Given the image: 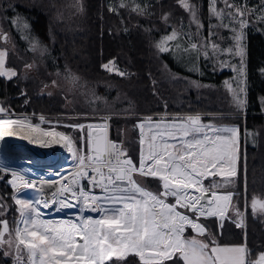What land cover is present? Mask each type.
I'll list each match as a JSON object with an SVG mask.
<instances>
[{
  "label": "snow or ice",
  "instance_id": "1",
  "mask_svg": "<svg viewBox=\"0 0 264 264\" xmlns=\"http://www.w3.org/2000/svg\"><path fill=\"white\" fill-rule=\"evenodd\" d=\"M132 3V11L139 15L146 13L147 5L141 6L135 0ZM178 3L189 13V27L194 24L196 33L185 32L183 25L180 29L173 27L169 34L157 41L155 46L160 53L171 51L178 56L195 53L197 59L200 56L210 59L225 53L236 54L241 57L243 65L244 29L253 17L255 21L264 22V2L256 9L250 8L246 0L242 3L209 0V16L217 23L210 25L209 37L203 42L192 40L193 35L199 36L204 27L197 6L190 0H178ZM127 6L121 0L119 7ZM109 10L118 11L111 7ZM162 19L167 23L168 14ZM12 23L16 24V21ZM212 28L233 33L235 53L231 48L220 49L211 41V36L216 35ZM184 38L185 42L181 43ZM0 39L6 42L9 37L0 30ZM29 42L32 51L39 50L41 55L47 51L39 41ZM7 56L8 50L0 49V76L11 79L17 72L6 67ZM220 63L228 66L227 61ZM32 67V64L25 65L26 69ZM103 67L122 77L127 75L116 67L114 61ZM73 79L78 80V77ZM224 83L233 94L236 106L242 108L245 101L240 92L244 89L237 91L230 81ZM52 84L57 86L56 81ZM45 124L48 126L44 127ZM58 126L43 115L34 123L32 118L16 116L0 105V141L18 137L42 148L58 145L71 154L76 164L74 171L58 181H40L41 184L59 185L51 193L52 199L48 200L43 197L36 180H29L23 172L5 167L0 161V172L11 174L9 184L14 190L13 200L19 214L15 228H10L7 220H0V251H4L5 256H13L14 264H117L132 254L139 258L140 264H264V252L253 259L246 243L220 245L199 222L200 217L209 216L222 221L231 208L236 216L241 217L237 227L243 226V214L232 204L233 194H218L214 189L221 185L216 182L204 186V180L209 177H221L228 183L237 175L239 127L204 123L198 113L177 115L171 119L165 116L159 120L148 117L137 125L141 145L137 165L121 144L109 139L106 118L102 124L65 126L81 131L79 146L72 136L57 130ZM85 128L86 137L83 135ZM136 175L158 178L161 191L153 193L145 189L135 179ZM83 179L88 181L87 190L81 184ZM28 189L37 195L22 197L20 194ZM169 197L175 202H168ZM52 206H57V212L78 208V213L74 219L43 218L42 209ZM2 207L4 205L0 204ZM251 208L253 213L264 212V201L254 197ZM188 228L195 235L187 237ZM205 235H209V240L200 238Z\"/></svg>",
  "mask_w": 264,
  "mask_h": 264
},
{
  "label": "trees",
  "instance_id": "2",
  "mask_svg": "<svg viewBox=\"0 0 264 264\" xmlns=\"http://www.w3.org/2000/svg\"><path fill=\"white\" fill-rule=\"evenodd\" d=\"M112 1L110 4L109 0H0V29L10 34L16 47L15 51H8V64L17 72L11 79L0 76V105L15 114L47 113L52 121L61 123H82L94 114H114L116 117L111 122L115 127L112 125L111 136L123 141L121 127L131 125L138 151L136 121L140 118L167 116L171 119L177 115L199 113L204 114L203 122L220 119L238 124L239 130L244 129L246 142L244 148L243 142L240 146L237 182L223 183L221 177H212L204 184L207 187L210 181L220 178L221 186L214 190L234 192L232 203L245 215L244 227H237L228 218L220 229L216 217L199 220L216 242L222 245L246 243L255 259L258 253L264 252V214L253 213L251 208L254 197L264 201V131L261 132L264 128V22L255 21L253 17L244 29L245 103L238 108L224 87L225 81L238 78L240 73L235 74L234 67L221 66L218 57L205 59L200 56L197 60L199 71L187 72L173 56L157 50V41L173 27L180 29L183 25L185 32L196 33L195 25L189 27V13L178 0H135L141 6L147 5L143 15L131 10L132 0H124L127 7H119L121 0ZM248 1L257 9L264 2ZM190 3L197 6L204 25L200 35H193L192 40L203 42L209 37L210 25L217 21L209 16V0H190ZM110 7L118 11H110ZM166 13L167 23L162 19ZM212 31L227 33L224 38L211 36V41L216 44L233 34L223 28H212ZM30 40L39 41L47 49L44 55L39 50H31ZM191 55L196 56L195 53ZM109 61H114L127 75L122 77L115 71L105 70L103 65ZM32 62L37 66V73L34 78L24 79L22 69ZM236 62L240 67L241 61ZM53 80L61 81L68 88L54 94H41L40 87ZM190 81L202 87H188ZM70 85H74L72 90ZM230 112L233 115H220ZM77 113L87 115L73 117ZM30 118L39 120L34 115ZM65 126L59 124V127L71 129ZM129 140L123 141L124 150L138 163V154L132 156L130 152ZM9 176L0 172V204L4 205L0 208V220L7 219L9 227L15 228L19 214L13 189L7 183ZM144 181L149 187L161 188L158 178L147 176ZM228 215L233 220L236 217L233 210H229ZM188 232L187 229L185 235ZM0 264H10L4 251H0ZM117 264H140V261L132 254Z\"/></svg>",
  "mask_w": 264,
  "mask_h": 264
},
{
  "label": "rangeland",
  "instance_id": "3",
  "mask_svg": "<svg viewBox=\"0 0 264 264\" xmlns=\"http://www.w3.org/2000/svg\"><path fill=\"white\" fill-rule=\"evenodd\" d=\"M113 1L112 0H109V3L111 4ZM241 3L242 2H244V0H242V1H240ZM246 2H247V5L250 7V8H256L257 9V7H253V6H250V1H248V0H246ZM194 25V24H193ZM249 25H250V23H249ZM238 27V26H237ZM0 30H2V29H0ZM4 33H6L7 35H8V37H9V39H8V41H4L3 39H0V49H7L8 51H15V44H14V42H13V40H12V37L10 36V34H8L6 31H4V30H2ZM228 31V30H227ZM216 36L217 37H221V38H224V37H227V33H219V34H216ZM244 38H245V34H244ZM244 38H243V41H242V43H243V46H244V49H245V43H244ZM185 42V40H181V43H184ZM219 45V47H220V49H223V50H227V49H233V53H235V50H236V41L233 39V34L231 35V38H229V39H227V40H223L221 43H219L218 44ZM185 46H187V44L185 43ZM166 53H168V54H170L171 56H173L174 57V59L177 61V64L181 67V68H183V69H186L187 70V72L188 71H191V72H194V73H197L198 71H199V69H198V63H197V57L196 56H194V55H191V54H188V55H183V56H178V55H175L173 52H171V51H169V52H166ZM218 59L220 60V61H227L228 62V66H231V67H234L236 70L234 71L233 70V72H235V74H238V73H240L239 75H238V78H236V81H233V79L232 80H227V81H230L231 83H232V87L234 88V89H236L237 91H239V88H243V89H245V84H244V78H243V74L241 75V68H242V64L240 65V67H237V60H239V61H241V57L239 56V55H236V54H227V53H225V54H222V55H219L218 56ZM243 61H244V58H243ZM29 64H32L33 65V67L31 68V69H26L25 67L22 69V76H23V78L24 79H28V78H34V76L36 75V73H37V66H36V64L34 63V62H32V63H29ZM6 67L7 68H10V69H14V66L13 65H11V64H8V57H7V60H6ZM15 70V69H14ZM190 72V73H191ZM53 81H56V84H57V86H53V84H52V82ZM52 82H49V83H46V84H44L42 87H40V93L41 94H54L57 90H66L67 88H68V85H67V88H65L64 87V84L61 82V81H58V80H53ZM177 85H179V82H177L176 83V91H177V93H178V88H177ZM197 85V83H192V81H190V82H188V87L189 86H196ZM199 85V84H198ZM73 86L74 85H70L69 87H70V89L72 90L73 89ZM198 87H202V85H199ZM224 87H225V85H224ZM225 90H226V92L228 93V97H229V99H232L233 101H234V99H233V94L231 93V92H229L228 91V89L225 87ZM244 92V91H243ZM243 92H240V97H241V99H243V96H244V94H243ZM228 97H225L226 99H228ZM228 99V100H229ZM226 104H227V102H226ZM47 113H37V114H34V116L36 115V116H40V115H43L45 118H46V120L48 119V117L47 116H49L48 114L46 115ZM199 114V113H198ZM15 115H21V116H26V117H31V114H24V113H21V114H15ZM68 115V114H67ZM85 115H87V114H82V113H77V114H73V117H82V116H85ZM138 116L139 114H134V116ZM201 115V117H203L204 116V114H200ZM220 115H223V116H231V115H233L231 112L230 113H222V114H220ZM244 115H247V114H244ZM69 116H71V115H69ZM130 116H132V115H130ZM39 120H33V122H38ZM83 121V120H82ZM53 123H55V124H65V125H77L79 122H58V121H52ZM70 123V124H69ZM204 123H213V124H215L216 126H218V127H239V125L238 124H236V123H229L228 121L226 122V121H222V120H220V119H214V120H212V121H210V122H204ZM79 124H81V123H79ZM112 125H113V127H115V125H114V123H112ZM46 126H48L47 124H46ZM240 129V128H239ZM57 130H59V131H63V132H65L66 134H68V135H70V136H72V138L76 141V144H77V146H79V144H80V138H81V132H80V130L79 129H73V128H71V129H67V128H64V127H59L58 126V129ZM264 131V128H263V130L261 131V132H263ZM80 132V133H79ZM121 132H122V136H123V141L125 142V140H129L130 138H133V139H131V140H129V149H130V152H131V154H132V156H135L136 154H138V160H139V158H140V152H141V145H140V149H139V151H138V143H137V138L134 136L135 135V130H134V128L131 126V125H122V127H121ZM139 141H140V138H139ZM243 142V146H242V148H244L245 147V142H246V136H245V132H244V129L243 130H240V144H239V148H240V153H241V143ZM125 149V148H124ZM243 150H245V149H243ZM0 151L1 152H4V157L5 158H7V159H9V160H11V159H21V158H24V157H27L28 155H27V152H25V151H17V152H10L9 154L8 153H6V149L4 148V147H0ZM138 151V152H137ZM243 153H244V151H243ZM241 156V155H240ZM245 157V156H244ZM132 158V157H131ZM63 158L61 157L60 159H59V161H61V162H63V160H62ZM68 159L71 161V163H73L74 161H73V159H72V157H71V154H69V156H68ZM135 159V158H134ZM246 159V158H245ZM133 161H135V163L137 162V160L135 159V160H133ZM245 161V160H244ZM71 163H69V164H66L65 166L66 167H70V166H72V164ZM239 163H240V161H239ZM137 165L139 164V162L138 163H136ZM64 165V164H63ZM238 169H239V164H238ZM10 178H11V175L7 178V183H8V185L10 186L11 184H9V180H10ZM136 178H137V180L145 187V189H147V190H149V191H152L153 193H158V192H160L161 191V188L160 189H158V187H155V188H153V187H149V186H147V185H145V176H140V175H136ZM209 178H212V177H209ZM208 179V178H207ZM237 176H235V177H233V178H231V182H228V183H234V182H237ZM206 180V179H205ZM218 180H220V178L218 179V178H215V179H213L212 181H210L211 182V184L213 183V182H216V183H219V181ZM221 181L223 182V183H225L224 182V180H222L221 179ZM83 185L85 186V187H88V184H86V182H85V180H84V183H83ZM205 186V185H204ZM11 187V186H10ZM206 187V186H205ZM12 188V187H11ZM13 189V188H12ZM29 192V193H25V192ZM24 190V192H22L20 195L22 196V197H24V198H34L36 195H37V193H35L34 192V190H32V189H28V190ZM98 191V190H97ZM215 191V190H214ZM13 192V196H14V190L12 191ZM99 192V191H98ZM231 192V191H230ZM24 193V194H23ZM232 194L234 195V192H232ZM171 198H169V201L168 202H170V203H174L175 201L174 200H172V202H171V200H170ZM260 200V199H259ZM233 204V203H232ZM234 205V204H233ZM183 210V209H182ZM230 211H232V209L230 208L229 209ZM184 211V210H183ZM229 212V211H228ZM228 212H227V217L226 218H228V220H231V221H234L235 223H236V225H237V223H238V220H237V218H238V216H236L235 218H234V220L228 215ZM257 214L258 213H260V214H264V212H260V211H257L256 212ZM1 215V214H0ZM245 215L243 214V218H244V223H245V217H244ZM212 217H215V216H209V217H200V219H202L203 221L204 220H206V219H209V218H212ZM217 218V217H216ZM4 220V219H3ZM217 221V223H218V225H219V229L223 226V223H221L220 221H219V219L217 218L216 219ZM243 227H244V224H243ZM188 230H189V232H188V234L186 235L187 237H191V236H193V235H195V233L190 229V228H188ZM201 239H203V240H209V235H205L204 237H200ZM212 239H214L213 237H211ZM218 243V242H217ZM220 245H222V244H220ZM4 257H5V259L10 263V264H14V262H13V256H11V255H9V256H5L4 255Z\"/></svg>",
  "mask_w": 264,
  "mask_h": 264
},
{
  "label": "bare ground",
  "instance_id": "4",
  "mask_svg": "<svg viewBox=\"0 0 264 264\" xmlns=\"http://www.w3.org/2000/svg\"><path fill=\"white\" fill-rule=\"evenodd\" d=\"M16 116H21V115H16ZM0 147L1 148L4 147L7 150L6 153H8V154L10 152H13V151L14 152L25 151V152L29 153L30 155H32L33 157H40V158L50 157V156H54L56 158L57 157L59 158L61 156L63 159H68V156L70 154V153H68V151L66 149L61 148L58 145L53 146L52 148H42L38 144L29 143L28 141L20 139L18 137L5 138L3 141H0ZM0 161H3V166L11 168V169H15L17 171H21L25 174L26 178H28L29 180H36L37 182H39L41 190L43 192V197L45 199L51 200V198H52L51 193L56 191L57 184H41L40 183L41 180H46V181H52V180H49V178H47L46 176H43L41 174H38L37 172H32V169H34V168L31 165V161L17 160V159L9 160V159L4 157V152H1V151H0ZM75 168H76V166H73L71 168L61 169V172L60 173L58 172L59 175L57 176V180H54V181L60 180L59 178H61L62 174L67 175L66 173L69 170H75ZM39 173H46L47 174V172L44 170H40ZM8 174L11 175L10 173H8ZM85 190H87L86 187H85ZM95 191H96V193H99L97 190H95ZM66 209H73V210L77 211L76 213H78V208H65L63 211H60V212L55 211L54 212L55 216L52 220L69 219L68 214H70V213L66 212ZM85 214H92V213H85ZM226 217H227V214L222 221L218 217L217 218L219 219V221L221 223H223L225 221Z\"/></svg>",
  "mask_w": 264,
  "mask_h": 264
},
{
  "label": "built area",
  "instance_id": "5",
  "mask_svg": "<svg viewBox=\"0 0 264 264\" xmlns=\"http://www.w3.org/2000/svg\"><path fill=\"white\" fill-rule=\"evenodd\" d=\"M31 115H34V114H31ZM36 116V115H35ZM41 116V115H40ZM39 116V117H40ZM38 117V116H36ZM38 117V118H39ZM46 117V116H45ZM48 117V116H47ZM87 117V116H86ZM116 117V115L114 114H94V115H91L90 118H87L86 121L82 122L81 124L82 125H88V124H93V125H96V124H102L105 122V118L107 120V124H108V137L110 140L112 141H115L117 142L118 144H121L123 149H124V144H123V141L120 140V139H116L114 137L111 136V133H112V119ZM48 121H52L51 118L48 117L47 119ZM146 118H140L136 121V125H138L139 123H141L142 121H145ZM153 120H159V119H153ZM35 123V122H34ZM70 124V123H69ZM81 124H77V125H81ZM68 125V124H67ZM74 125V124H73ZM44 127H47L46 124L43 125ZM73 128V127H71ZM138 128V127H137ZM73 129H76V128H73ZM81 132V131H80ZM86 134H87V128H85L84 132H83V135L86 137ZM82 135V133H81ZM138 135H139V138H140V129L138 128ZM27 157H24V158H21V159H18L17 160H28V161H31V165L34 169H32V172H37L38 174H41L43 176H46L47 178H49V180H57V176L59 175L58 172L60 173L61 172V169H64V168H71L73 166H76L75 162L71 163V161L69 159H64L63 162L59 161V159L61 158V156L58 158L54 157V156H50V157H44V158H40V157H33L32 155H30L29 153H27ZM128 155V154H127ZM128 157L131 158L130 155H128ZM132 160H134L133 158H131ZM135 162V161H134ZM71 163L72 166L70 167H66L65 165L66 164H69ZM64 164V165H63ZM60 169V170H59ZM40 170H44L47 172L46 173H39ZM74 170H69L66 174L67 175H64L62 174V176H68V174L70 172H72ZM37 174V175H38ZM61 176V177H62ZM12 179V177L10 178V180ZM60 179V178H59ZM135 179L137 180L136 176H135ZM84 180L86 182V184H88V181L86 179H83L81 180V184L84 183ZM205 181V180H204ZM137 182L139 184H141L138 180ZM205 185V184H204ZM37 186L39 188L40 187V184L39 182H37ZM59 185L57 184V187ZM88 188V187H86ZM99 191V189H96ZM218 194H223V193H220L218 190H215ZM24 192V191H23ZM43 193V192H42ZM171 198V197H169ZM52 199V198H51ZM42 211L45 213L44 217L45 219H50L52 220L55 216L54 212L56 211V206H52L51 208L49 209H42ZM181 211H183L181 209ZM66 212L70 213L68 214L69 215V218H72L74 219L77 215V211L76 210H73V209H66ZM85 215H88V214H85ZM91 215H97V214H91ZM205 226V225H204ZM206 227V226H205ZM207 229V228H206Z\"/></svg>",
  "mask_w": 264,
  "mask_h": 264
},
{
  "label": "water",
  "instance_id": "6",
  "mask_svg": "<svg viewBox=\"0 0 264 264\" xmlns=\"http://www.w3.org/2000/svg\"><path fill=\"white\" fill-rule=\"evenodd\" d=\"M220 193H223V194H227V193H232V192H230V191H219ZM190 215V214H189ZM4 220H7V219H4ZM237 220H238V223H240L241 222V217H238L237 218ZM7 222H8V220H7ZM199 222L201 223V224H203L200 220H199ZM242 224H244V218L242 217ZM204 225V224H203Z\"/></svg>",
  "mask_w": 264,
  "mask_h": 264
}]
</instances>
